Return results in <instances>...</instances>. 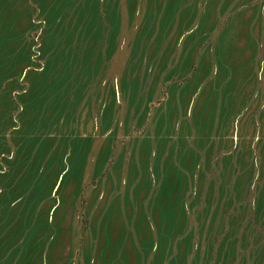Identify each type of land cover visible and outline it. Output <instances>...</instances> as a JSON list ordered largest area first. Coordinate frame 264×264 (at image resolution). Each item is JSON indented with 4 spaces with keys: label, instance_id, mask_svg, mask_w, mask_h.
I'll list each match as a JSON object with an SVG mask.
<instances>
[{
    "label": "rangeland",
    "instance_id": "obj_1",
    "mask_svg": "<svg viewBox=\"0 0 264 264\" xmlns=\"http://www.w3.org/2000/svg\"><path fill=\"white\" fill-rule=\"evenodd\" d=\"M0 264H264V0H0Z\"/></svg>",
    "mask_w": 264,
    "mask_h": 264
}]
</instances>
